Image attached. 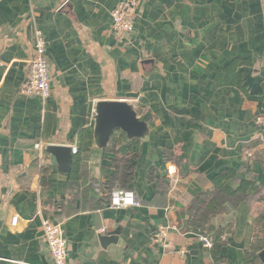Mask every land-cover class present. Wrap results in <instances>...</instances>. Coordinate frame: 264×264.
Masks as SVG:
<instances>
[{
    "label": "crops",
    "instance_id": "1",
    "mask_svg": "<svg viewBox=\"0 0 264 264\" xmlns=\"http://www.w3.org/2000/svg\"><path fill=\"white\" fill-rule=\"evenodd\" d=\"M118 1L0 0V264H52L43 218L62 223L64 264H214L200 235L182 230L194 195L226 168L237 175L230 186L245 179L249 192L264 190V0H139L126 34L112 30ZM34 29L46 41V98L21 92ZM234 58L251 61L238 68L246 91L215 83ZM102 100L130 103L149 126L131 161L135 207L106 202L110 157L132 140L119 132L113 152L94 146ZM49 145L76 148L69 172ZM258 207L230 209L221 264H252L244 250Z\"/></svg>",
    "mask_w": 264,
    "mask_h": 264
},
{
    "label": "trees",
    "instance_id": "2",
    "mask_svg": "<svg viewBox=\"0 0 264 264\" xmlns=\"http://www.w3.org/2000/svg\"><path fill=\"white\" fill-rule=\"evenodd\" d=\"M249 59L234 58L226 67L218 68L214 72L215 83H226L238 87L242 91H246V84L243 81L242 72L238 68L242 65L250 64ZM80 141H82L81 151L85 152L90 149V134L81 131ZM139 141L132 140L128 145V151L125 155H115L110 157L113 170L109 176L108 182L103 184L106 194V202H108L110 192L114 185L128 189V183L132 173V159H135L139 151ZM120 141L117 134L110 139V145L105 147L106 152H113L111 149ZM79 160L75 159V164ZM44 170L42 171V173ZM236 171L226 168L214 175L211 179V189L198 191L194 195L193 201L185 210V219L182 230L185 232H194L200 236L208 238L211 242L209 253L214 264H221L225 259L221 256V249L227 243L233 234V223L231 220H225L230 213V209L236 208L241 202L256 199L261 207L254 212V233L253 240L244 250V257L250 260L252 264H264L258 253L264 248V190L256 189L249 192V188L254 184L252 180H239L236 187L228 184L229 180L236 179ZM218 218V222L216 221Z\"/></svg>",
    "mask_w": 264,
    "mask_h": 264
},
{
    "label": "built area",
    "instance_id": "3",
    "mask_svg": "<svg viewBox=\"0 0 264 264\" xmlns=\"http://www.w3.org/2000/svg\"><path fill=\"white\" fill-rule=\"evenodd\" d=\"M139 0H119L111 11L112 30L116 33H129L137 18ZM28 60L27 71L21 85V92L26 95H36L42 98L49 96L51 87V77L49 63L46 56V41L40 29L33 30V48ZM263 118H258L262 121ZM40 148V145H36ZM76 152V148H72ZM140 205L136 194L121 187L112 189L109 195V206L112 208H126ZM43 237L52 258V264H64L67 256V241L62 223L43 218L41 222ZM157 239L165 237L166 232L161 228L157 233ZM203 243L210 247L211 242L204 236H199Z\"/></svg>",
    "mask_w": 264,
    "mask_h": 264
},
{
    "label": "water",
    "instance_id": "4",
    "mask_svg": "<svg viewBox=\"0 0 264 264\" xmlns=\"http://www.w3.org/2000/svg\"><path fill=\"white\" fill-rule=\"evenodd\" d=\"M119 132L123 133L127 140L140 141L148 136L149 126L126 101H98L93 127L94 146L104 150L111 137ZM46 151L50 154L52 163L60 166L65 172L70 171L73 157L71 147L49 145ZM112 234L116 235L117 232ZM112 242L115 243V239H112ZM258 257L264 262V248L258 253Z\"/></svg>",
    "mask_w": 264,
    "mask_h": 264
}]
</instances>
